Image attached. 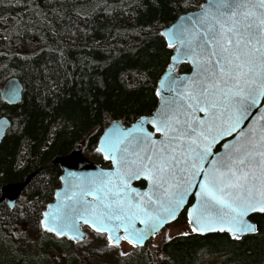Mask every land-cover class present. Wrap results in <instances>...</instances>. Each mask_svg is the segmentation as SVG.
<instances>
[{"label": "trees", "instance_id": "16d2710c", "mask_svg": "<svg viewBox=\"0 0 264 264\" xmlns=\"http://www.w3.org/2000/svg\"><path fill=\"white\" fill-rule=\"evenodd\" d=\"M205 0H0V117L11 126L0 145V197L34 174L14 208L0 204V264H155L152 250L111 251L105 234L85 227L86 240L58 238L42 228L43 212L61 185L54 158L78 145L91 161L114 121L130 126L151 114L158 81L173 54L161 31ZM189 70L181 65L180 72ZM17 77L23 98L8 105L4 82ZM256 234H178L160 250L165 264H264V214ZM221 254L218 257L216 255Z\"/></svg>", "mask_w": 264, "mask_h": 264}, {"label": "snow or ice", "instance_id": "6c2138e0", "mask_svg": "<svg viewBox=\"0 0 264 264\" xmlns=\"http://www.w3.org/2000/svg\"><path fill=\"white\" fill-rule=\"evenodd\" d=\"M199 9L175 30L161 33L169 48L179 45L176 52L192 71L173 73L162 82L171 95L162 97L152 116L154 132L142 127L147 118L140 117V125L110 142L116 171L101 174L109 179L97 178L84 186L80 196L91 200L58 205L49 220L62 227L42 220L48 231L64 235L65 228L75 229L76 221L83 220L97 233H108V246L120 240L142 242L144 233L134 222L149 224L154 232L162 220L174 216L192 178L201 177L198 203L188 212L192 231L227 230L235 239L258 232L245 217L264 213V112L246 131L240 125L264 98V0H207ZM156 94L162 96L161 90ZM233 133V140L221 145L222 152L212 151ZM140 177L149 181L143 192L128 183ZM120 228L124 235L113 237Z\"/></svg>", "mask_w": 264, "mask_h": 264}, {"label": "water", "instance_id": "95a60500", "mask_svg": "<svg viewBox=\"0 0 264 264\" xmlns=\"http://www.w3.org/2000/svg\"><path fill=\"white\" fill-rule=\"evenodd\" d=\"M206 3H207V0H205L203 2V4H205V5H206ZM199 11H200V9L198 8L196 10L181 14L171 25H169L168 27H165L161 31V33L169 31V30H175L180 25L187 22V19L189 16L196 15V14H198ZM163 37L165 38V41L168 43L167 38L165 36H163ZM177 47H179V45L174 44V47L171 48V49H173L172 56H174V55L177 56V59L175 61H173L171 59L169 62V64H173L174 67L173 68L167 67V69L164 71V73L162 74V76L160 77V79L158 81L157 89L161 90L162 96H157L158 104H157L155 110L149 115L142 116V117L147 118L142 124V127L146 131L154 132V128L151 124L152 116L157 111V109L162 105V103H163L162 97L171 95V93L165 91V88L162 87V82L166 81L167 78L169 76H171L173 73H175L176 75L179 76V75H184V74H190L192 71V65L190 63L186 62L181 56H179L177 54V52H176ZM169 64H168V66H169ZM181 65H188L189 70L187 72H179V67ZM23 89H24L23 84L20 81V79H18L15 76L8 78L4 82L2 89H1V98H2L3 102H5L8 105L19 104L23 98ZM157 89H156V93H157ZM262 112H264V98H262L260 100V102L255 107L250 108L248 110V113L246 114L248 119H246V121L244 123H242L240 125V127L246 131L248 126H254V125L258 124L260 122V116H261ZM198 115H203V114L201 113ZM133 125H140V118H138L130 126H125L121 120H114L102 133V135L99 139V142H98L97 150L100 149V151H98V152H100L102 154V156L106 162L111 163V165H112L111 167H103L101 164L91 161L87 156L84 155L83 147L81 145L76 146L70 154H67L64 156H58V157L54 158V160L52 161V164L60 166V168L62 170L61 185L55 191L54 200L48 204L47 209L43 212L42 220L48 221L51 224V226L54 228H60V227H62V225L52 224L51 221L49 220V217L52 214H55L57 212V206L58 205L63 206V205H68L69 203H75L77 198L87 199V200L92 199L91 196H88L86 198L81 197L80 193H81L82 189L84 188V186L86 184H88L89 182H91L93 180H96L97 178L109 179L108 177H102L101 176L102 173L115 172L116 171V166L113 165L112 159H111L112 152L110 151V142H115L116 140L122 138L125 131L127 129H131ZM10 126H11V122H10L8 117H6V116L0 117V145L2 144L3 140L5 139L6 134L9 130ZM234 134L235 133H233V135ZM133 135H142V133H140L138 131H134ZM155 135H159V133H156ZM229 137H231V136H229ZM217 145H218V143L213 146V148H212L213 152H215L214 149ZM222 151H223V149L221 147L220 152H222ZM106 156H108L109 158H106ZM117 158H119V157H117ZM210 162H211V160L205 161L204 166L208 167L210 165ZM33 177H34V174H30L24 182L10 183V184L5 185L2 188V194L0 197V204L2 202H6L9 207L14 208L18 199L20 198V196L24 192L25 187L27 186L28 183H30V181ZM110 179L112 180V182L114 184L117 182L115 176L110 177ZM140 179H144V178L140 177L137 179H132L128 183L130 184L131 187H134V186H132V183L137 181V180H140ZM144 180H146V179H144ZM200 180H201V177H193L192 178V185L189 187V191L185 194L184 201L181 204V206L177 207L175 209L174 216L166 217L164 220H162L160 222V224L156 225L154 232L152 231L151 225L141 223L140 220H136L134 222V227L137 230L142 231L144 233V240L142 242L138 243L134 239L132 244L137 248H145L149 241H151L152 239H156L159 236V234L168 225L174 223L177 220V218L179 217L181 212L188 205L189 200L191 198H193L194 201H193L192 205L187 210V217L189 220L190 219L189 215H188L189 210L192 209L194 204L198 203V199H197V196L195 195V193L200 191L199 186H198V182ZM148 187H149V181H147V186L143 189H140L137 187H134V188H137L139 191L143 192V191L147 190ZM73 193H75L76 195L73 196ZM66 197H72V199L69 200ZM50 205H51V207H49ZM45 213H48L49 216H45L44 215ZM255 214H264V213H260L259 211L250 212L245 217V219L247 221H249L250 223L257 225L251 218ZM193 226L194 225L190 224L191 229L193 228ZM85 227L89 228L91 231L97 233L95 231V229L90 224H85L83 220H77L76 221L75 229L65 228L64 229L65 234L60 235V236L56 235L55 231H48L44 226H42L43 230L50 232V233H53L58 238L66 237V238L73 240L75 242H82V241L87 239L88 233L86 232ZM257 228H258V225H257ZM194 233L199 235V236H205V235L215 234V233L228 234L233 240L240 241L245 236L256 234L257 232L256 233H241L239 239H235L231 233L227 232V230H225L224 232H221L219 230H213V231H206V232H198L197 231ZM98 234H105L107 239H108V233L106 231L98 233ZM112 235H113V237H116L117 235L123 236L124 235V229L120 228L119 230L113 231ZM124 241H127V240H120L119 244H121ZM113 245H116V244L113 242ZM162 264H164V263H162Z\"/></svg>", "mask_w": 264, "mask_h": 264}, {"label": "rangeland", "instance_id": "374dc122", "mask_svg": "<svg viewBox=\"0 0 264 264\" xmlns=\"http://www.w3.org/2000/svg\"><path fill=\"white\" fill-rule=\"evenodd\" d=\"M185 231H188V228L184 225V224H176L174 226H171L169 227V229H164L160 234L159 236L156 238L155 242H151L150 244H148L145 248L147 250H152L153 251V254H154V263L155 264H161V261L163 260L164 262V255H163V259L161 260V258L157 257L159 256V254L161 253V250H160V246L161 244L168 240L169 238L177 235V234H180L182 232H185ZM118 249L116 250H112L111 252L113 254H115V252H119V253H132L134 252V249L136 248L133 244H129L127 241H124L123 243L119 244L118 245ZM161 256V254H160ZM219 259V257L221 256V254L219 255H216ZM158 259H157V258ZM89 262H91V264H116V260L113 259L112 257H108L106 259H104L103 261H99V260H96V261H90L91 259H87Z\"/></svg>", "mask_w": 264, "mask_h": 264}, {"label": "flooded vegetation", "instance_id": "af4514ba", "mask_svg": "<svg viewBox=\"0 0 264 264\" xmlns=\"http://www.w3.org/2000/svg\"><path fill=\"white\" fill-rule=\"evenodd\" d=\"M235 135H236V134L232 135L231 137L226 136V137H224L222 140H219L218 145L215 147L214 151H215V152L220 151V150H221V145H222L224 142H227V141L232 140L233 137H234ZM156 136L158 137L159 135H156ZM108 163H109V162H108ZM111 166H112L111 163H109V165L104 166V167H111ZM132 186L137 187V188H140V189H143V188H145V187L147 186V181L144 180V179H140V180H137V181L133 182V183H132ZM193 201H194V199L191 198V199L189 200V202H188V205H187L186 208L181 212V214L179 215V217L177 218V220H176L174 223L168 225V226L166 227V229H169V227L181 223V224H184V225L188 228V231H185V232H182V233H188V232H190V233H194V231H192V229H191V227H190L189 220H188V217H187V210H188V208L192 205ZM182 233H180V234H182ZM177 235H178V234H177ZM175 236H176V235H175ZM173 237H174V236H173ZM171 238H172V237H171ZM155 240H156V239H152L151 241L148 242V244H150L151 242H155ZM122 243H123V242H122ZM148 244H147V245H148ZM160 254H161V256H160ZM160 254H159V256H157V257L161 258V260H162V259H163V255H162L163 253L161 252ZM157 257H156V258H157ZM157 259H158V258H157ZM162 263L165 264V262H163V260L161 261V264H162Z\"/></svg>", "mask_w": 264, "mask_h": 264}, {"label": "bare ground", "instance_id": "6f19581e", "mask_svg": "<svg viewBox=\"0 0 264 264\" xmlns=\"http://www.w3.org/2000/svg\"><path fill=\"white\" fill-rule=\"evenodd\" d=\"M2 117V116H1ZM7 117V116H6ZM10 120V119H9ZM11 122V121H10Z\"/></svg>", "mask_w": 264, "mask_h": 264}]
</instances>
